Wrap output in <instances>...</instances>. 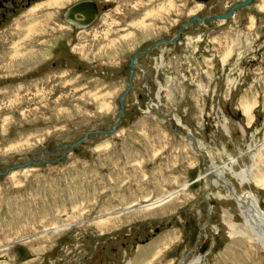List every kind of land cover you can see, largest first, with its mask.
Instances as JSON below:
<instances>
[{"label":"rangeland","instance_id":"1","mask_svg":"<svg viewBox=\"0 0 264 264\" xmlns=\"http://www.w3.org/2000/svg\"><path fill=\"white\" fill-rule=\"evenodd\" d=\"M49 1L0 0V172L45 162L0 177V264H264L229 190L206 194L213 163L264 212V0L137 58L114 133L55 163L112 127L131 54L244 0Z\"/></svg>","mask_w":264,"mask_h":264},{"label":"water","instance_id":"2","mask_svg":"<svg viewBox=\"0 0 264 264\" xmlns=\"http://www.w3.org/2000/svg\"><path fill=\"white\" fill-rule=\"evenodd\" d=\"M252 1L253 0H245V1H242L241 3H235V4H233L230 7V9L228 10V12L227 13H224V14L206 15V16H203V17L194 16L189 21H186V23L182 24L178 28L177 34L174 37H172L171 40H158L154 44H151V46H149L146 49H144V51L136 52V53L131 54L130 57L128 58V60H129L128 74H129V76H128V80H127V86L124 88L125 90L118 97L117 103L119 105V109H118L117 115L115 117L116 119H115L112 127L109 128V129H107V130H103V131H99V132H91V131H89L82 138L77 139L72 144H63L61 146L56 147V149L53 150V151H45V150H42L41 153L44 154V155H47V154H52V153H55V152H61L62 151L61 157L59 159H56V160H53V161H49L50 163H55V162H58V161L63 160L64 157L67 154H70V153L75 152V149H76L75 147H78V146H80V145L88 142L87 139H88V137H89L90 134L99 135V137H100L99 139H104L106 137L111 136L114 133V131L116 130V128L118 127V124L120 123V121L122 119L121 116L124 113L125 104H126L125 103V99H126L127 94L131 91L132 86H133V76H134L133 73H134V69H135V67L137 65H139L138 62H137V58H139L140 56H144L145 54L150 53L155 48H157L159 44H164V45H170V44H172V42L176 41L182 35L183 31L187 27H190L194 23V21H196V23L200 25V23L205 22V21L226 20V19L229 20V18H231V16L234 14L233 12L235 11V9L245 7V6L249 5V4H251ZM90 5L93 6L92 4H90ZM75 9H80V8L75 7ZM71 19H74V15H73V18H71ZM77 22L80 23L78 26L85 25V23H82V21H80V20L77 21ZM148 91H149V88H148ZM148 102H149L148 105H151L150 104V103H152L151 102V98H148ZM157 116L163 118L165 120V122H168V120L165 119L161 114L160 115L157 114ZM185 137L188 138V139H192L193 138L192 140L195 141L194 136H192L191 134H188L187 133L185 135ZM202 155H204V154L202 153ZM44 163L45 162H42L40 164L39 163H36L34 161L33 157H31V159L28 162H26V163H21L18 166L10 167V168H7L4 172H0V177L1 178H4L9 172L14 171V170H19V169L25 168L26 166H33V165H35V166L40 167ZM209 186H210V184H209ZM209 191H210V188L207 189L206 194ZM203 200L205 202H208L207 197H204ZM205 226H206V224H204L201 228H203Z\"/></svg>","mask_w":264,"mask_h":264},{"label":"bare ground","instance_id":"3","mask_svg":"<svg viewBox=\"0 0 264 264\" xmlns=\"http://www.w3.org/2000/svg\"><path fill=\"white\" fill-rule=\"evenodd\" d=\"M53 5L56 6V4H53ZM74 11L76 12L77 9H75ZM152 105H154V103ZM152 105H150V106H152ZM150 109H152V107ZM192 141L194 143H196L198 146L200 145L198 142H195L194 140H192ZM250 157H252V161H254L255 156H254L253 152L251 153ZM208 168H209V166H207V169ZM211 169H215V171L219 174V177H218V179H216V181H215V179L213 181H211L210 185H212V186H223L229 190V193H230L232 199H234L237 202L239 212L244 219L245 227L248 228L249 230H251L252 239L255 242H257L261 246V248L264 250V212H262L259 208L258 199H256L255 196H253V194L250 192L246 193V194L244 193V194L238 195L236 193L235 187H233V185H231V182L228 179H226L225 172L222 170V167H220V166L216 167L213 163H211L208 171L209 170L211 171ZM228 169L231 172V176L233 178H235L236 181L240 185L247 184L248 182L251 183L252 181L256 185H258L257 181H255L253 179L252 170H250V168L245 169V170H241V172L233 171L232 168H228ZM209 176H211V175L208 174L207 177L209 178ZM135 208H137V207H135ZM135 208L133 210H135ZM141 208H143V207H141ZM123 211H132V210H123ZM111 214L107 213L106 215H104V218L106 216H110ZM104 218L100 216L98 219L99 220L98 222L102 223L101 221H103ZM180 264H183V263L181 262Z\"/></svg>","mask_w":264,"mask_h":264},{"label":"flooded vegetation","instance_id":"4","mask_svg":"<svg viewBox=\"0 0 264 264\" xmlns=\"http://www.w3.org/2000/svg\"><path fill=\"white\" fill-rule=\"evenodd\" d=\"M5 2H10V4H11V6H13V7H15V4H16V0H4ZM25 1V0H24ZM28 1H34V0H27V2ZM54 1H56V0H52V1H49V2H47L46 3V5L47 6H55V5H53L52 4V2H54ZM70 1H68V2H64L62 5H59V6H64V4L65 3H69ZM3 6H4V3H2V2H0V8H3ZM17 6V5H16ZM57 6V5H56ZM83 7L84 8H87V9H89L90 11H91V13H93V10H92V6L90 5V4H87V3H85V5H83ZM16 8V7H15ZM14 11H15V9H14ZM14 11H12V12H14ZM77 12V11H76ZM75 11H73L72 12V14L73 13H76ZM2 15V18L1 19H4V17H5V13H2L1 14ZM69 19H71V18H69ZM75 19V20H74ZM74 19H72V21L74 22V25H78V24H80V23H78L77 21H79L78 19H76V18H74Z\"/></svg>","mask_w":264,"mask_h":264}]
</instances>
